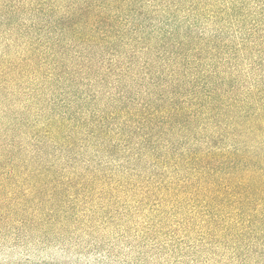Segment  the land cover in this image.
<instances>
[{
    "label": "trees",
    "instance_id": "16d2710c",
    "mask_svg": "<svg viewBox=\"0 0 264 264\" xmlns=\"http://www.w3.org/2000/svg\"><path fill=\"white\" fill-rule=\"evenodd\" d=\"M261 20L264 0H0V246L141 212L176 264H264Z\"/></svg>",
    "mask_w": 264,
    "mask_h": 264
},
{
    "label": "rangeland",
    "instance_id": "374dc122",
    "mask_svg": "<svg viewBox=\"0 0 264 264\" xmlns=\"http://www.w3.org/2000/svg\"><path fill=\"white\" fill-rule=\"evenodd\" d=\"M255 6L256 2H250L249 10L253 12ZM255 12L246 19L259 21ZM261 25H264V20H261ZM2 49L3 40L0 39V51ZM9 51L16 58L20 49L14 44ZM244 64L240 63L241 66ZM109 214H98L78 230L64 225L50 235L54 242L46 247L35 243L39 240V233L31 235L33 241L19 246L8 239L0 246V264H176L173 254L176 250L170 246L166 235L169 230L153 226L147 230V225L152 223L148 219L150 215L145 217L138 212L134 216L120 218L116 214L108 219ZM96 243L103 248L93 251L90 245ZM206 254H200L201 262L207 261Z\"/></svg>",
    "mask_w": 264,
    "mask_h": 264
}]
</instances>
